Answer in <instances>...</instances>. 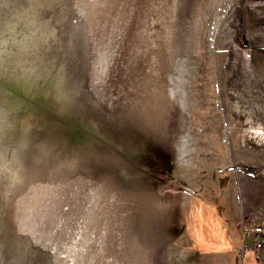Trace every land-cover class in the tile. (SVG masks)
Wrapping results in <instances>:
<instances>
[{"label":"rangeland","instance_id":"374dc122","mask_svg":"<svg viewBox=\"0 0 264 264\" xmlns=\"http://www.w3.org/2000/svg\"><path fill=\"white\" fill-rule=\"evenodd\" d=\"M263 43L264 0H0V264H263Z\"/></svg>","mask_w":264,"mask_h":264},{"label":"built area","instance_id":"2783aa9c","mask_svg":"<svg viewBox=\"0 0 264 264\" xmlns=\"http://www.w3.org/2000/svg\"><path fill=\"white\" fill-rule=\"evenodd\" d=\"M242 233L246 236H250L251 234H264V221L258 224H250L246 225L242 228Z\"/></svg>","mask_w":264,"mask_h":264},{"label":"trees","instance_id":"16d2710c","mask_svg":"<svg viewBox=\"0 0 264 264\" xmlns=\"http://www.w3.org/2000/svg\"><path fill=\"white\" fill-rule=\"evenodd\" d=\"M240 167L246 173H249V172H252V171H255V172L260 171V167L259 166H252V165L244 166V165H241Z\"/></svg>","mask_w":264,"mask_h":264},{"label":"crops","instance_id":"0c3cea01","mask_svg":"<svg viewBox=\"0 0 264 264\" xmlns=\"http://www.w3.org/2000/svg\"><path fill=\"white\" fill-rule=\"evenodd\" d=\"M260 46L263 47V49H264V43H263V44H259V45H257V47H260ZM260 65H261L262 69L264 70V60L261 61V64H260ZM260 65H259V66H260ZM257 258H258V260H261L262 263L264 264V253H263L262 257H261V255H260V256L258 255ZM259 258H260V259H259ZM250 259H251V258H250ZM250 259H249V260H250Z\"/></svg>","mask_w":264,"mask_h":264},{"label":"bare ground","instance_id":"6f19581e","mask_svg":"<svg viewBox=\"0 0 264 264\" xmlns=\"http://www.w3.org/2000/svg\"><path fill=\"white\" fill-rule=\"evenodd\" d=\"M14 85V84H13ZM15 87V86H14ZM17 90V89H16ZM19 91V90H18ZM21 91V90H20ZM24 94V93H23ZM65 99V98H64ZM66 106V105H65Z\"/></svg>","mask_w":264,"mask_h":264}]
</instances>
